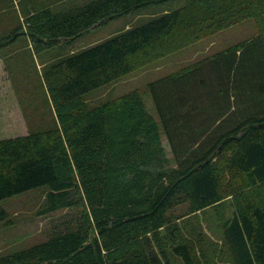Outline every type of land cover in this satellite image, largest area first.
I'll use <instances>...</instances> for the list:
<instances>
[{"label": "trees", "instance_id": "1", "mask_svg": "<svg viewBox=\"0 0 264 264\" xmlns=\"http://www.w3.org/2000/svg\"><path fill=\"white\" fill-rule=\"evenodd\" d=\"M164 1L89 0L61 8L41 3L7 38L23 31L32 50L41 52ZM197 2L205 10H194ZM251 9L258 36L148 84L158 118L138 89L95 106L85 101L87 92L144 64L140 59L163 56L188 41L187 34L198 38L225 29L251 16L243 12ZM262 28L264 0H187L45 65L40 77L52 118L0 138V201L46 186L40 211L68 209L70 216L45 241L0 255V264H171L169 254L182 264H213L206 239L187 233L180 216L226 197L232 211L218 221L228 263L264 264ZM180 206L182 215L174 212ZM7 218L0 205V223Z\"/></svg>", "mask_w": 264, "mask_h": 264}, {"label": "rangeland", "instance_id": "2", "mask_svg": "<svg viewBox=\"0 0 264 264\" xmlns=\"http://www.w3.org/2000/svg\"><path fill=\"white\" fill-rule=\"evenodd\" d=\"M87 1L89 0H0V43L2 45L0 49V138L25 134L28 129L43 125V121L52 118L50 106L45 101L46 91L40 77L45 65L187 4V0H167L148 4L94 27L69 43H59L41 52L32 50L29 38L23 31H20L14 40L7 38L14 28L23 26V14L41 3L61 8ZM199 6L202 10L204 9L203 3L201 5L197 2L194 10ZM202 10L196 12H202ZM243 12H249L251 16L225 29L198 38L187 34L185 38L190 36L188 41L174 50H166L163 56L157 59H140L144 64L117 80L87 92L84 95L85 101L89 106H95L138 89L146 109L158 118L148 84L167 74L180 71L229 45L258 36L260 26L255 21V17H252L253 9ZM21 30H24V27ZM261 30L264 31V28ZM161 139L171 165L176 166L164 134ZM45 193L46 186H39L0 201V205L8 212L7 222L0 223V255L43 242L50 234L61 230L60 223L64 216H70V211L60 209L42 213L40 210L44 204ZM231 211L232 203L228 197L217 205L195 214L183 216L184 207L182 206L174 209L175 213L183 216H180V219L184 220V229L187 233L194 235L199 232L206 239L205 253H210L208 260L213 264H229V254L221 245L218 218L229 216ZM68 212L69 214L65 215ZM168 259L171 264H182L180 258L172 254L168 255Z\"/></svg>", "mask_w": 264, "mask_h": 264}]
</instances>
